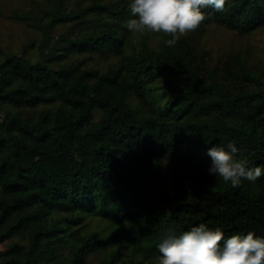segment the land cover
Instances as JSON below:
<instances>
[{
	"label": "trees",
	"instance_id": "obj_1",
	"mask_svg": "<svg viewBox=\"0 0 264 264\" xmlns=\"http://www.w3.org/2000/svg\"><path fill=\"white\" fill-rule=\"evenodd\" d=\"M130 3L0 8L38 34L0 47V264H157L170 229L199 224L264 237V48L205 40L264 31V0L202 9L173 46L130 32ZM230 142L255 182L209 175Z\"/></svg>",
	"mask_w": 264,
	"mask_h": 264
},
{
	"label": "clouds",
	"instance_id": "obj_2",
	"mask_svg": "<svg viewBox=\"0 0 264 264\" xmlns=\"http://www.w3.org/2000/svg\"><path fill=\"white\" fill-rule=\"evenodd\" d=\"M227 0H131L130 12L135 18L126 22L132 33H163L172 37L165 43L173 46L182 37L195 32L206 19L202 9L217 12L225 9ZM238 149L230 142L227 149L214 146L208 150L212 158L209 175L219 176L233 188L241 186V178L255 182L262 175L260 166L249 167ZM157 264H264V237L255 232L233 234L225 238L220 228L205 224L191 227L177 235L169 230L157 245Z\"/></svg>",
	"mask_w": 264,
	"mask_h": 264
},
{
	"label": "rangeland",
	"instance_id": "obj_3",
	"mask_svg": "<svg viewBox=\"0 0 264 264\" xmlns=\"http://www.w3.org/2000/svg\"><path fill=\"white\" fill-rule=\"evenodd\" d=\"M35 1L43 3L44 0H1L0 8L3 12L14 14L17 11H34ZM38 12V11H37ZM35 30L21 22L9 18H0V47L9 50H20L21 46L31 39H37ZM206 42L213 48L221 51L233 46L246 47L248 43L256 44L264 48V31H259L253 37H242L222 27L210 26L206 35ZM219 73L226 74V69L219 67ZM2 248V247H0Z\"/></svg>",
	"mask_w": 264,
	"mask_h": 264
}]
</instances>
